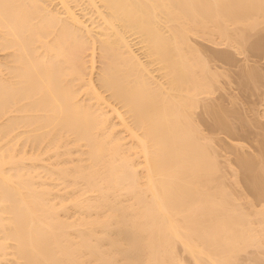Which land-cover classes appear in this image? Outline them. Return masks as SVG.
<instances>
[{"label": "bare ground", "instance_id": "1", "mask_svg": "<svg viewBox=\"0 0 264 264\" xmlns=\"http://www.w3.org/2000/svg\"><path fill=\"white\" fill-rule=\"evenodd\" d=\"M261 32L264 0H0V264H264V122L218 135L249 122L207 54Z\"/></svg>", "mask_w": 264, "mask_h": 264}, {"label": "rangeland", "instance_id": "2", "mask_svg": "<svg viewBox=\"0 0 264 264\" xmlns=\"http://www.w3.org/2000/svg\"><path fill=\"white\" fill-rule=\"evenodd\" d=\"M263 33H264V32L259 33V35L261 36V38H262V36H263L262 39L260 38V36H259L258 33H257V35H256V34L254 35V39L251 37V38L253 39V42H252V39H251V40L249 39L250 41L247 40V43H248V42L250 43V44H248V45H250L249 47H251V44H252V47H253V48L251 47V49L249 48V50H247L248 46H247V43H245V46H247L246 48L244 47V48L247 50L246 52H245L244 49L242 50L244 53H242V52H238V53H236L237 51H236V52L230 51V53L233 52V54L235 53V55H236V57H235V55H233V54L231 53V56L233 55V57H232L233 60H234L233 62H231V61H232L231 59H229V60H231V61H229V60H227V58L225 57V56H228L229 53H228V55H226L227 53L224 55V54H222V53H224V51H222V52L219 51V52H218V50H219L218 47H220V46H222V45L214 46L213 44H209L208 42H205V43H204V42H199L200 45H204V46H203V47H204V48H203L204 50H205V44H206V43H208V44L211 45V46L213 45L214 47H213V46H212V47L215 48L214 51H216V49L218 48V50H217L218 54H219L220 56L224 55L223 58H226V60L230 62V63H229V62H226L225 60H224L225 62L222 61V59H219V58H220L219 56H216V55H217V52H214L213 49H209V48H208L209 51L207 52V54H210L209 52H211L212 55H213V56H212V55L210 54L211 57H213V59H215L214 57H216L215 60H212V58H211V60H210V59H209V60H210L211 62L213 61L212 63L215 65V67L218 66V71H223V73H220V76H221V75H223V76H222V77H219V78H220V81L222 80L221 82H223V83L225 84V85H224L223 83L221 84V85H224V86H222V87H225V89H222V90H221V89L218 88V89L216 90V91H218V92H216V91L214 92V93L216 94V95H215V96H216L215 98L219 99V97H221L220 100L222 99V100L224 101V103L221 104V106H222V105H223V106L225 105L226 108H227V107H228V108H231V107H232L233 109H235V107H233V106H234V102H235V104L237 105V106L235 105V106L237 107L236 109H237L239 112H237V110H233V109H232V112L234 113V111H236L235 114H237V113H238V115L240 114V115H239V116H240L239 118H241L242 115H243V117H245V118L248 119V122H249V123H248V126L251 125L250 127H248L247 124H245L244 122L240 121V120H242V119L239 120V119L237 118L238 116H237V115H234V114H233V116H234L236 119H235V118L232 119L233 116L231 115V114H232V112H231L230 115H231L232 117H231L230 115H229V116H230V118L232 119V123H233V125H234V123L236 124V121H235V120L238 119L237 121H239V122H237L236 126L238 125L237 127H241V128H239V129H240L242 132L237 128L239 131L236 132L237 130L235 129V132H236V133H239V132H240V134H237V135H238V136H237L236 133H234V136H233L232 134H231L232 136H229L228 133H223V131H224L225 129L222 130V128H221L222 132H220V130H219V132L222 133V134H218V135L221 136V138H224V139H225V137H226L225 140H227V141H228L229 137L231 138V141H233V139L236 137L237 141H240V140H241V142L243 141L244 144H248V146L250 145L249 147L252 146L253 148L251 147V149H252V151H254V152H256V149H255L256 146H255V144H257V143H256V142H257V139H256V138H258V137H256V136L259 135L258 133L260 132V131H259V130H260V127H259L260 125H259V124H262V122H264V118H262V117L260 116L259 118H260L261 120L259 119V121H258V117H256V115H253V114H254L253 112H257V113L260 112V113L263 114V111H264V81H263L264 78L262 79V78L260 77V76H261V75H260V76H258V77H259V79H258V77H257L255 74H253V75L257 78L256 80H258V81L260 80V82H259V86H258V84H257L256 87H253V86H255V85H252V84H254V83H253V82L251 83V82L249 81V84H248V82H247L248 77H247V79H246V82H247V83L244 82V81H245V79L243 78L244 76H242L241 74H243V75H244V74H247V73H242V72H243V71H244V72H245V71H248L247 69H249V68L251 69V67H254V66H255V67H254L255 70H259V71L261 70L260 73L262 74V71H263V74H264V46H263V45H264V44H263V43H264V41H263V40H264V34H263ZM253 34H254V33H253ZM250 36H251V35H250ZM252 36H253V35H252ZM256 36H257V37H256ZM255 38H257V40H256ZM259 39H261L262 41H261V40L259 41ZM199 40H201V39H198V41H199ZM254 40H255V41H258V43L256 44V42H255ZM251 42H252V43H251ZM260 42H261L263 45H262V44H259ZM254 43H255V44H254ZM206 45H207V44H206ZM209 45H207V46H209ZM253 45H258V48H257V46H253ZM259 45H262V46H259ZM212 47H211V48H212ZM254 47H255L256 49H255ZM259 47H261V48H259ZM223 48H224V46H223ZM221 49H222V47H221ZM225 49H226V48H225ZM233 49H234V48H232V49L227 48V52H229L228 50H233ZM223 50H224V49H223ZM205 51H207V49H206ZM234 51H235V50H234ZM225 52H226V51H225ZM215 53H216V54H215ZM220 53H221V54H220ZM210 55H208V56H209L208 58H210ZM221 58H222V57H221ZM97 63L99 64L100 62H97ZM212 63H211V64H212ZM98 64H97V65H98ZM213 64H212V65H213ZM214 65H213V66H214ZM245 67H246V68H245ZM256 67H257L258 69H256ZM242 68H245V70H244V69L242 70ZM252 69H253V68H252ZM252 69H251V70H252ZM97 70H98V68L95 69V74L98 73ZM224 70H226V71L229 70V71H228V74H227L226 71H224ZM241 70H242V71H241ZM224 72L227 74V77H225L226 74H225ZM249 72H250V71H249ZM252 72H253V71H252ZM256 72H258V71H256ZM256 72H254V73H256ZM239 73H240V74H239ZM258 73H259V72H258ZM260 73H259V74H260ZM230 74H231V75H230ZM263 74H262V77L264 76ZM228 75L231 77V78H230L231 81H229L230 79L228 78ZM238 75H239V76H238ZM240 75L242 76V80H244L243 82L246 83L245 85H243V83H242L241 80L239 81V79L241 78ZM245 76H246V75H245ZM249 76H250V75H249ZM254 76H253V78H254ZM95 77H97V74L95 75ZM260 78H261V79H260ZM249 80H250V78H249ZM251 80H252V79H251ZM254 80H255V79H254ZM261 80H262V82H261ZM258 81H257V83H258ZM225 82H226V83H225ZM250 84H251V85H250ZM255 84H256V83H255ZM241 85H243V87H242ZM246 85H247V86H246ZM244 86H245V87H244ZM220 88H221V87H220ZM213 95H214V94H213ZM229 95H231V96H229ZM213 97H214V96H213ZM213 97H212V98H213ZM230 98H232V99H230ZM213 99H214V98H213ZM229 99H230V100H233V101H231V102H233V106H231L232 104L229 103V102H230ZM214 100H215V101H214L215 104H217V103L219 104V101H220V100H218L217 103H216V99H214ZM223 101H222V102H223ZM220 102H221V101H220ZM236 102H237V103H236ZM223 106H222V107H223ZM229 106H230V107H229ZM224 109H225V108H224ZM199 110L202 111V107H200ZM261 110H262V111H261ZM201 111H199V114H200ZM228 111H229V110H228ZM230 111H231V109H230ZM230 111H229V113H230ZM258 111H259V112H258ZM260 113H259V114H260ZM202 114H204V113L202 112ZM206 114H207V113H206ZM207 115H208V114H207ZM207 115H206V116H207ZM257 115H258V114H257ZM260 115H261V114H260ZM201 116H202V115H198L197 119L200 120V122H201L202 124H201L200 122H199V124L202 126L203 124L207 123L208 120L206 119L207 117H206L205 115H204L205 118H203V116H202V118H203L204 121H205V122L203 123V121H201L202 119L200 118ZM208 117H209V116H208ZM243 117H242V118H243ZM255 117L257 118L256 120H254ZM249 118L253 119V121H256V123L260 122L259 124H257L258 127H256V126H255L256 123L250 121ZM208 119H209V118H208ZM199 120H198V121H199ZM206 120H207V121H206ZM211 120H212V119H211ZM211 120L209 119L210 122H212ZM233 120H234L235 122H233ZM243 121H245V120L243 119ZM210 122H209V123H210ZM241 122H242L244 125H246V127H248V129H247V128H244V126H243V124H242ZM209 123H208V125H209ZM240 123H241V125H242L243 128H244L243 130H242V126L240 125ZM246 123H247V122H246ZM252 123H253V124H252ZM249 124H250V125H249ZM205 125H206V124H205ZM213 125H214V124H213ZM239 125H240V126H239ZM253 125H254V126H253ZM211 126H212L211 124H210V126H207V125H206L205 128H206V127H209V128L212 129L213 127H211ZM215 126H217V125H215ZM215 126H214V128H215ZM261 126H262L261 129L264 128V124L261 125ZM203 128H204V127H203ZM216 129H217V127H216ZM218 129H219V127H218ZM206 130L208 131L209 129L206 128ZM206 130H205V131H206ZM212 130L215 131V129H212ZM244 130H247V131H244ZM262 130L264 131V129H262ZM262 130H261V131H262ZM257 131H259V132H257ZM209 132H211V131H209ZM209 132H208V133H209ZM217 132H218V131H217ZM217 132H216V133H217ZM211 133H213V132H211ZM229 133H230V132H229ZM231 133H233V132H231ZM262 133H263V132H262ZM262 133L260 132V134H262ZM213 134H215V133H213ZM226 134H227V135H226ZM215 135H216V134H215ZM263 135H264V134H263ZM263 135H262V136L259 135V136H260L261 139L264 140V138H262V137H264ZM232 137H234V138H232ZM222 140H223V139H222ZM225 140H224V142H223V143L225 144V147L223 146V145H224L223 143H221V144H223V145L220 144V141H219V143H218V144H220L219 147L221 146L219 149H220L221 152H223V154H224V156H223V154L221 153L222 156H221V158L219 157V159L221 160V162H222V160H223V162L225 161V162L227 163L226 156H228V158H232V157L234 156V155H233L234 153L231 152L232 150L229 151V152L233 155V156H232V155L228 152L232 157H231L230 155L227 154V151L230 150V147H232V146H231V144H230V143H231L230 140H229V141H230V142H229V145H228L227 141H225ZM255 140H256V141H255ZM235 141H236V140H235ZM254 141H255V142H254ZM254 143H255V144H254ZM222 146L224 147V150L221 149V148H223ZM254 146H255V147H254ZM245 147H246V145H245ZM232 148H233V147H232ZM232 148H231V149H232ZM247 148H248V147H247ZM247 148H244L245 150H242V151H246V153H247V152H248L247 150L249 149V151L252 152L250 148H248V149H247ZM246 149H247V150H246ZM253 149H254V150H253ZM220 150H219V152H220ZM225 152H226V153H225ZM225 154H226V155H225ZM219 156H220V155H219ZM234 157H235V156H234ZM223 158H224L225 160H224ZM232 159H235V158H232ZM232 159H230L231 161H229V163H227V167H228V165H229L230 163L232 164V162L234 161V160L232 161ZM223 162H222V164L224 165ZM234 162H235V161H234ZM234 162H233V163H234ZM222 164H221V165H222ZM235 164H236V163H235ZM232 165H234V164H232ZM225 166H226V164H225ZM222 167H224V166H222ZM228 168H229V167H228ZM228 168H226V169H228ZM223 169H224V168H223ZM226 169H224V170H225V171H224V174L226 173L225 176L228 175V173L226 172ZM229 171H231V170H228V172H229ZM231 173H232V171H231ZM232 175H233V174H232ZM230 177H231V174H230ZM230 177L227 176L226 178H230ZM232 179H233V177L230 178L231 181H233ZM240 179H241V178L239 177V181H240ZM241 180H242V179H241ZM229 182H230V181L227 180V181H226V184L229 183ZM230 183H231V182H230ZM230 183H229V184H230ZM233 183H234V182H233ZM238 183H239V182H238ZM231 184H232V183H231ZM236 184H237V183H236ZM240 184H242V185H240V186H243L242 181H241ZM227 186H228V184H227ZM229 186H230V185H229ZM232 186H233V184H232ZM237 186H238V184H237L235 187H237ZM240 186H238V188H239ZM230 187H231V186H230ZM235 187H233V188L235 189ZM242 188H243V187H242ZM242 188L240 187L241 190H242ZM234 189H233V190L230 189V190L232 191V193L236 192L237 194H240V198H241V200H242V197H244V196H245V193H246L245 190H244V189L242 190L243 192H245V193L243 194V192L240 193L239 191L234 190ZM233 195H235V194H233ZM242 195H243V196H242ZM241 196H242V197H241ZM235 197H236V196H235ZM260 200H261V199H259V202H257V201H256V202H257L258 204H261V203H260ZM243 201H244V199H243ZM261 202H262V200H261ZM252 249H253V248H252ZM249 250H250V249L247 250V253L249 252ZM250 251H252V250H250ZM253 251H255L257 254H259L256 250H253ZM253 251H252V253L250 252L251 254H247V253L244 252V254H243V258H242V256L240 255L241 258H242V259L239 258V259H240V263L244 262L243 264H246V262H245L244 260L247 258V255H249V256L252 255V254L254 253ZM245 254H246V255H245ZM254 254H255V253H254ZM257 254H256V255H253V256H254V259H257V258H258ZM182 256L185 257V255H182ZM253 256L250 257V258H252V259H250L251 262H252V260H253ZM255 256H256V258H255ZM185 258H186V257H185ZM247 259H249V257H248ZM241 260H243V261L241 262ZM248 261H249V260H248ZM248 261H247V263L250 262V261H249V262H248ZM253 261H254V264H256V261H257V260H256V261L253 260ZM188 262H189V261H188ZM250 264H251V263H250ZM252 264H253V263H252Z\"/></svg>", "mask_w": 264, "mask_h": 264}]
</instances>
